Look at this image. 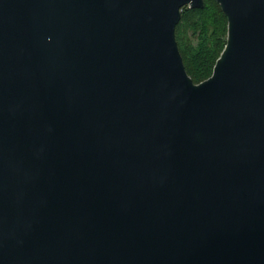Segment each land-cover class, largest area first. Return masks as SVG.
<instances>
[{
  "label": "water",
  "instance_id": "1",
  "mask_svg": "<svg viewBox=\"0 0 264 264\" xmlns=\"http://www.w3.org/2000/svg\"><path fill=\"white\" fill-rule=\"evenodd\" d=\"M0 0V264H264V0Z\"/></svg>",
  "mask_w": 264,
  "mask_h": 264
},
{
  "label": "trees",
  "instance_id": "2",
  "mask_svg": "<svg viewBox=\"0 0 264 264\" xmlns=\"http://www.w3.org/2000/svg\"><path fill=\"white\" fill-rule=\"evenodd\" d=\"M204 8L182 10L177 40L186 68L195 82L213 73L214 65L227 43L228 18L216 0H205ZM197 37V42L192 36Z\"/></svg>",
  "mask_w": 264,
  "mask_h": 264
},
{
  "label": "rangeland",
  "instance_id": "3",
  "mask_svg": "<svg viewBox=\"0 0 264 264\" xmlns=\"http://www.w3.org/2000/svg\"><path fill=\"white\" fill-rule=\"evenodd\" d=\"M191 36L193 38V41L196 43L197 42V37L196 36H193V35H191Z\"/></svg>",
  "mask_w": 264,
  "mask_h": 264
}]
</instances>
